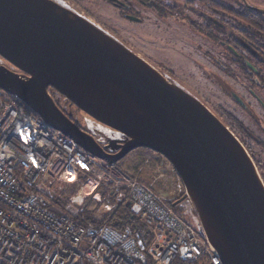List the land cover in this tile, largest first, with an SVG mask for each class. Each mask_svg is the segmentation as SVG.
Wrapping results in <instances>:
<instances>
[{
	"label": "water",
	"instance_id": "obj_1",
	"mask_svg": "<svg viewBox=\"0 0 264 264\" xmlns=\"http://www.w3.org/2000/svg\"><path fill=\"white\" fill-rule=\"evenodd\" d=\"M0 88L110 162L142 147L161 153L185 188L173 206L192 205L193 226L223 264H264V180L247 147L204 101L68 1L0 0Z\"/></svg>",
	"mask_w": 264,
	"mask_h": 264
},
{
	"label": "built area",
	"instance_id": "obj_2",
	"mask_svg": "<svg viewBox=\"0 0 264 264\" xmlns=\"http://www.w3.org/2000/svg\"><path fill=\"white\" fill-rule=\"evenodd\" d=\"M17 100L0 96V264H145L149 259L171 264L176 258L223 264L209 241L151 185L82 149ZM78 178L96 180L108 196L120 192L116 202L128 210L117 218L121 229L108 222L81 224L48 208L42 189ZM132 215L151 236L145 250L130 225Z\"/></svg>",
	"mask_w": 264,
	"mask_h": 264
},
{
	"label": "rangeland",
	"instance_id": "obj_3",
	"mask_svg": "<svg viewBox=\"0 0 264 264\" xmlns=\"http://www.w3.org/2000/svg\"><path fill=\"white\" fill-rule=\"evenodd\" d=\"M66 1L95 24L112 31L111 33L116 38L149 60L167 77L175 80L180 86L206 102L211 109L214 107L216 112L221 114L227 122V115L234 117L238 125L240 122L241 127L238 125L239 128L233 127L229 122L228 124L242 142L245 130L252 132L254 136H257V139L260 137L259 139L264 140V112L255 105V108L257 106L255 116H250L236 101L235 94L245 100L243 71L229 58L226 59L225 50L220 43L215 44L205 34L189 27L188 21H193L197 26L202 24V21L205 25L206 23L185 5V0H169L177 8L178 13L174 16H162L147 5L130 0L132 8L128 11L134 16L140 17V21L127 18L123 10L109 0ZM220 1L241 10L238 8L237 0ZM248 2L264 9V0H248ZM195 8L199 11H208L200 4H196ZM208 28L213 27L209 26ZM216 59L226 63L234 74L221 70L215 63ZM228 88L235 91H229ZM72 110L75 117L82 123L88 124L89 117L84 112L76 106H73ZM93 123L100 127V123L98 124L97 121H93ZM247 132L246 134H248ZM246 134L244 145L248 146L250 153L252 152L264 180V141L258 142L256 138L253 140L254 137L249 138ZM117 165L131 177L151 185L169 201L178 200L180 195L185 192L184 185L172 163L161 153L152 149L144 147L135 149L118 161ZM80 179L83 181L82 189L69 199L72 207L85 203L89 198H92V206L97 207V215H112L113 211L123 207L116 202V197L120 192L114 193L117 194L116 196L112 194L108 196V191L101 187L102 184L100 187H96V180ZM65 184L61 181H52L47 187L46 193L51 191L59 194L65 188ZM107 205H111L110 208H107ZM175 208L188 222L196 225L192 205L187 201H182ZM105 222L108 221L105 220L102 223Z\"/></svg>",
	"mask_w": 264,
	"mask_h": 264
},
{
	"label": "trees",
	"instance_id": "obj_4",
	"mask_svg": "<svg viewBox=\"0 0 264 264\" xmlns=\"http://www.w3.org/2000/svg\"><path fill=\"white\" fill-rule=\"evenodd\" d=\"M117 1L119 3H122V2L125 3L126 6H130L129 9L123 8L120 6L123 12H126L132 8V4L130 0H117ZM134 1H138L142 4L147 5L149 8L157 11L162 16L164 15L174 16L178 13L176 10L177 8L174 6V4L169 2V0H134ZM237 2L239 3L238 8L241 10H244V12H240L234 6H229L220 0H185V5L189 8L194 9L196 4H200L202 7L207 9L209 12L214 13L217 17L218 22L220 23V25L217 26L218 32H225V28H227V30L232 31L234 35L237 33L242 34L245 31V24H246L248 33L250 35L252 34L255 40L257 39L258 41L259 39L260 42L263 43V46H264V14L256 12L246 7L242 0H237ZM245 9L247 10L246 14H245ZM188 23L193 25L199 32L205 34L206 36L210 38H214L215 29L208 28L209 26L213 27V22L211 21L205 22L206 23L205 25L202 21V24H199L198 26L195 23H193V21H190V22L188 21ZM253 36H251L250 38L253 39ZM216 38L217 40H220L223 38V36L217 33ZM237 49H238L237 47H234L233 54L235 56H236V52H238ZM0 96L4 97L5 99L12 98V95L10 93L6 92L5 90L1 88H0ZM17 103L24 110L39 117V115L35 113L23 101L18 99ZM249 152H250V149H249ZM251 155H252V152H251ZM82 182H83L82 179L78 178V180H76L75 182L66 183L65 188L62 189L59 194L53 193L51 191H48L46 193V190L43 188L42 191H45V194L49 197L48 204H47L48 208L51 211L58 213V214L66 213L70 215L74 220H76L77 222L81 224H85V225L90 224V223L99 224L106 220L112 226L118 229H121L123 225L120 222H118L117 217L127 215L128 210L124 206L119 207L117 211H113L112 215L110 214L97 215L96 213L97 207L92 206V202H91L92 198H89V200L85 201V203L72 207V204L70 203L69 199L79 193V191L82 189ZM184 194L185 192H183L180 195V198ZM94 202H96V200H94ZM174 202L175 201H169V203L172 206ZM173 207L175 208V206ZM130 218H131L130 225L137 232V238L140 243V247L142 250H145L146 247L150 244L151 236L148 235L147 232H145L144 226L138 221L135 215H132ZM203 259L204 258L200 260L201 263ZM145 264H153V263L149 259ZM171 264H198V262L191 263V262H187L179 258H176L173 260Z\"/></svg>",
	"mask_w": 264,
	"mask_h": 264
},
{
	"label": "flooded vegetation",
	"instance_id": "obj_5",
	"mask_svg": "<svg viewBox=\"0 0 264 264\" xmlns=\"http://www.w3.org/2000/svg\"><path fill=\"white\" fill-rule=\"evenodd\" d=\"M115 5H117L118 7L121 6L127 9H129L130 7L126 5L122 6L119 4H115ZM190 9L194 11L195 13H197L199 15L198 17L202 18L204 22H208V21L213 22V29H215L214 30L215 36L214 38H210V37L209 38L215 44L220 43V45H222L225 50L226 59L229 58L233 63H235L243 71V76L245 77V83H243L244 84L243 88L245 90V100L235 94L236 101L243 106V108L245 109V113L250 116H255V113H256L255 109H257V106L262 110V112H264V48H263L264 46H263V43H261L259 39L258 41L257 39L255 40L254 36L248 33L246 24H245V31L244 32L242 31L243 32L242 34L237 33L234 35V33L230 30H227L225 26H224L225 32H218L217 26L220 25V23L218 22L217 17L214 13H211L209 11H199L196 8L194 9L190 8ZM238 11L244 12V10H238ZM246 13H247V10L245 9V14ZM127 14H131V13L129 11L124 12V15L126 17H127ZM189 27L196 29L191 24H189ZM217 33L223 36V38L220 40H217L216 38ZM251 36H253V39L250 38ZM234 47L238 48L237 49L238 52H236V56L233 54ZM215 63L221 70L225 72H229L230 74H234L232 69L226 63L221 62V60L216 59ZM228 90L235 91L229 88ZM57 103L67 114L69 113L70 101H65L64 98H62ZM255 105H257L256 108H255ZM212 110L216 112V109L214 107L212 108ZM216 113L228 126H230L228 124L229 122L231 125H233V127H238V126L241 127L240 122L238 125L237 120L234 117L227 115L228 116L227 117L228 122H227L221 114H219L218 112ZM72 118L79 123L81 128L86 129V130L88 129L87 125L82 123L77 117H75V115ZM246 132L247 131L245 130V134ZM247 133L248 134H246V136L249 138L254 137L253 140L256 138L258 142L264 141L263 139H259L260 137L257 139V136L256 135L254 136L252 132L250 133L248 131ZM245 134L243 136L244 144L246 143ZM247 149H248V146H247ZM107 151H111V149L107 148ZM126 156H128V154Z\"/></svg>",
	"mask_w": 264,
	"mask_h": 264
}]
</instances>
